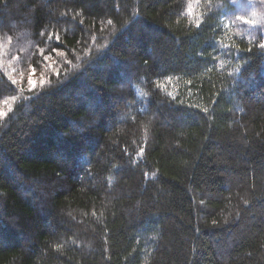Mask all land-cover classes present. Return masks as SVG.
<instances>
[{"label": "trees", "instance_id": "obj_1", "mask_svg": "<svg viewBox=\"0 0 264 264\" xmlns=\"http://www.w3.org/2000/svg\"><path fill=\"white\" fill-rule=\"evenodd\" d=\"M0 264H264V0H0Z\"/></svg>", "mask_w": 264, "mask_h": 264}]
</instances>
